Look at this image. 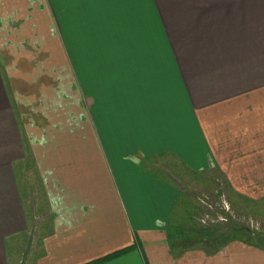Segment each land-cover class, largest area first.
I'll list each match as a JSON object with an SVG mask.
<instances>
[{
  "label": "crops",
  "instance_id": "crops-1",
  "mask_svg": "<svg viewBox=\"0 0 264 264\" xmlns=\"http://www.w3.org/2000/svg\"><path fill=\"white\" fill-rule=\"evenodd\" d=\"M29 158L49 222L28 264H264L175 244L170 172L264 199V0H0V264Z\"/></svg>",
  "mask_w": 264,
  "mask_h": 264
},
{
  "label": "rangeland",
  "instance_id": "rangeland-1",
  "mask_svg": "<svg viewBox=\"0 0 264 264\" xmlns=\"http://www.w3.org/2000/svg\"><path fill=\"white\" fill-rule=\"evenodd\" d=\"M27 163L20 181L30 229L17 241L24 252L14 258L15 264H28L39 242V231L49 222L42 186L30 158ZM170 170L183 192L172 230L175 244L208 251L209 246L220 247L227 240H243L264 249V199L253 201L237 195L213 171L191 173L176 165L170 166Z\"/></svg>",
  "mask_w": 264,
  "mask_h": 264
},
{
  "label": "trees",
  "instance_id": "trees-1",
  "mask_svg": "<svg viewBox=\"0 0 264 264\" xmlns=\"http://www.w3.org/2000/svg\"><path fill=\"white\" fill-rule=\"evenodd\" d=\"M228 241H229V240H227V242H228ZM233 241H234V240H233ZM227 242L222 243V244H220V245L222 246V245L226 244ZM218 248H219V247H217V246H216V247L209 246V250H208V251L214 252L215 250H218ZM124 252H126V251L124 250V251L117 252V253H115L114 255H111V256H109V257H106V258L101 259V260H98V261H94V262H92V263H90V264H98V263L103 262V261H105V260H108V259H110V258L117 257L118 255L123 254Z\"/></svg>",
  "mask_w": 264,
  "mask_h": 264
}]
</instances>
